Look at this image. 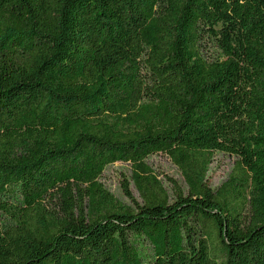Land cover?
<instances>
[{
	"label": "trees",
	"instance_id": "1",
	"mask_svg": "<svg viewBox=\"0 0 264 264\" xmlns=\"http://www.w3.org/2000/svg\"><path fill=\"white\" fill-rule=\"evenodd\" d=\"M0 264H264V0H0Z\"/></svg>",
	"mask_w": 264,
	"mask_h": 264
},
{
	"label": "rangeland",
	"instance_id": "2",
	"mask_svg": "<svg viewBox=\"0 0 264 264\" xmlns=\"http://www.w3.org/2000/svg\"><path fill=\"white\" fill-rule=\"evenodd\" d=\"M147 159L161 178H167L168 175L173 176L186 187L185 177L181 169L168 154L155 152L148 156ZM235 162V155L223 151H215L209 171V181L215 186L221 184L228 178ZM132 175L133 167L131 162L116 161L106 167L102 175V180L115 195L127 202H131L123 185L127 178L130 181V188L134 196L141 199L140 192L135 185Z\"/></svg>",
	"mask_w": 264,
	"mask_h": 264
}]
</instances>
